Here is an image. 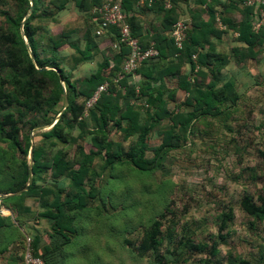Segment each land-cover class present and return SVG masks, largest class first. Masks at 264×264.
<instances>
[{
    "label": "trees",
    "instance_id": "obj_1",
    "mask_svg": "<svg viewBox=\"0 0 264 264\" xmlns=\"http://www.w3.org/2000/svg\"><path fill=\"white\" fill-rule=\"evenodd\" d=\"M21 1L26 3L28 8L30 1L32 2L30 15L22 22L24 15L8 14L6 15L8 29H0V70L8 71L9 76L8 81L4 79L0 81V138L10 140L14 146L21 147L18 139L21 129L19 120L10 111L1 113L14 100H17L28 111L46 114L52 112L53 116L46 118L44 123H51L60 113L50 129L43 133L44 137L50 139L53 144L76 142L78 137H83L91 131L92 146L89 151H86L81 144L77 145L78 155L74 157V163H77L78 167L75 168L72 164L70 165L68 154L63 148L57 149L51 157H48L44 154L43 146L36 145L32 150L33 181L28 190L19 195L2 198L0 201L4 203L12 201L13 210L17 212V218L20 219L22 216L32 214L24 198L27 195H38L40 209L37 215L45 218L49 230L45 232L46 234H42L34 228L32 232L33 252L36 256L42 257L46 264H65L64 247L71 242L78 231L75 222L76 214L85 210L100 194L99 188L94 185L97 173L93 169V162L96 155L104 152L103 169H111L115 164L125 162L140 170L151 171L158 166L163 153L178 147L180 138L184 140L188 138L190 127L195 119L202 116H230V109L239 102L241 94L238 89H235V84L231 79L224 81L222 86H217L220 67L228 62V57L215 53L217 61L214 64L211 53H209L215 49L211 34L220 33L213 27L216 23L215 6L221 4V0H201L207 3L210 18L204 22L200 15L191 13L192 27L185 32L181 49L174 45L168 35H162L161 40L148 37L144 41L139 38L145 47L151 40H154L159 49L158 56L142 61L137 68L136 73L141 72L143 76L141 82L137 84L139 89L131 82L132 74L126 75L118 84L113 82V78L122 69L129 48L122 43L117 45L118 36L115 27L103 25L104 21L97 8L106 0H74L78 10L87 16L81 41L72 39L71 32L66 31L61 35L48 36V38L45 37V33H40L38 37H35V26L31 22L35 19L40 0ZM70 1L53 0L52 3L55 9L61 10L66 8ZM155 3L165 5V0H157ZM170 3L168 12L173 13L174 5L172 1ZM234 3V6L242 13V19L233 22L227 17H221L222 22L229 29L239 32L237 39L244 43L242 47L234 48L232 53L237 55L239 60L256 58L259 50L261 51L264 47V19L259 30L253 29V25L260 22L262 18L260 16L261 4L255 0L252 5L240 8L237 7L238 1ZM135 4L136 0H122L126 19L131 24L133 34L138 37L140 35L139 24L132 14ZM176 20L170 19L167 24L165 23V28L169 30ZM99 28L105 29L103 35L97 34ZM164 37L168 41V50L161 47ZM65 44L74 49V54L71 65L61 66L60 60L63 59L64 62L66 59L64 56L60 57L57 50ZM103 48H108V51H103ZM203 48H205L204 51H202ZM48 52H50L49 56H42ZM195 53L197 54L196 61L193 59ZM168 57H170L169 61L166 62ZM92 62H95V67H91L88 71L89 75L82 78L72 77L73 69L83 63ZM185 63H189L190 69L182 74L180 87L187 92V97L178 104L177 110L172 111L170 117L172 125L163 133V142L154 149L156 155L149 160L145 157L148 148V132L167 113V103L169 99H175L177 90L169 89L163 79L168 74H180L181 67ZM197 64L200 68L196 72ZM202 66L209 68L208 70L215 76L206 85L204 84L206 75L201 69ZM143 67H147L148 71H140ZM192 78H195L194 82ZM106 80L111 81L108 91L103 92L95 104L86 109V100L94 93L98 85ZM6 82L12 84L13 88L8 90L4 86ZM46 84L51 87L48 96L45 95ZM65 93L68 95L67 105H64ZM60 100L63 101V107H65L63 112H61L62 109L57 108ZM184 106L188 109H184ZM87 110L88 114L84 115ZM111 124L121 125L125 138L136 137L130 142L126 151L120 143L109 137ZM75 127L80 129L77 136L71 134ZM27 142L25 153L30 149L29 137H27ZM49 170L52 172V182L37 185L39 180H47ZM29 171V162L23 159L21 169L13 177V183L4 192H16L24 188L29 181ZM63 176L69 179V185L63 186L57 183ZM86 182L89 183V189L82 192ZM260 201L258 204L250 196L244 195L240 206L255 219L264 220V196L260 197ZM165 216L166 213L162 212L144 230L139 245L136 247L137 254L144 256L150 250H157L162 220ZM10 218L9 215L6 216L0 211V230L6 229L9 236H14L13 241L23 239L24 233L12 225ZM229 218L230 213L224 212L220 224L221 230L226 228ZM18 232L20 234L16 236ZM187 242L196 248L203 247L202 244L194 245L190 238ZM7 247L8 244L3 245L1 251H5ZM261 247L264 249V244ZM216 251V244H213L210 252ZM263 258L264 251L261 250L260 259ZM240 262L249 264L245 260ZM207 263L208 261L203 264ZM158 264L162 263L159 261Z\"/></svg>",
    "mask_w": 264,
    "mask_h": 264
},
{
    "label": "rangeland",
    "instance_id": "obj_2",
    "mask_svg": "<svg viewBox=\"0 0 264 264\" xmlns=\"http://www.w3.org/2000/svg\"><path fill=\"white\" fill-rule=\"evenodd\" d=\"M52 1L40 0L38 3L35 19L31 22L35 26V37L45 33L48 38L66 31L71 32L72 39L81 41L87 16L78 10L74 0L61 10L55 9ZM30 6L28 8L21 0H0V29H8V14L24 15L23 22L31 13ZM57 53L66 59L64 62L60 60L61 66L72 64L74 49L68 44L60 47ZM46 55L49 56L50 52L42 56ZM91 65L95 67V62L79 65L72 70V77L89 75ZM244 65L239 81L245 87L238 89L241 98L230 109V116H202L195 119L188 138H180L178 147L163 153L158 166L151 171L140 170L125 162L117 163L111 169H103L104 152L95 156L93 169L97 176L94 185L99 188L100 194L85 210L76 214L78 231L64 247L65 264H158L159 261L162 264H203L207 261V264H242L241 260L249 264H264V258L260 259V251H264L261 247L264 244V220L255 219L240 206L244 195L250 196L258 204L260 197L264 196V50H261L258 59H249ZM8 78V71L0 70V81H8ZM168 84L175 86L173 80H169ZM4 86L8 90L13 88L9 82ZM50 89V85L46 84V96L50 95ZM186 97L185 90L177 89L175 100L169 99L167 103V113L149 130L145 153L147 159L152 160L156 155L154 149L163 142V133L172 125V111L177 110L178 104ZM57 108L62 109L61 112L65 109L62 100ZM8 111L19 120L21 129L18 139L21 147L0 138V194L6 193L4 191L13 183L22 160L30 163L31 147L42 145L48 157L63 148L70 165L76 168L78 164L74 163V157L78 155L77 145L81 144L86 151L92 146L91 131L73 143L53 144L44 137L43 133L50 129L60 113L51 123H44L46 118L53 116L52 112L28 111L17 100L1 113ZM87 114L88 110L84 115ZM109 131V137L120 143L125 151L136 138H125L119 124H111ZM79 132L80 129L75 127L71 134L77 136ZM27 137L30 149L25 153ZM52 177L49 170L47 180H39L37 185L51 183ZM57 183L67 186L69 179L63 176ZM83 188L82 192H86L89 183L86 182ZM38 199V195L24 198L32 214L20 219L13 210L12 201H0V211L8 213L12 225L24 233V238L14 240L11 246L18 264H26V236H32L34 228L42 234L49 230L45 218L37 215L40 209ZM162 212L166 216L162 220L157 250L140 256L136 247L144 230ZM224 212H229L230 218L226 228L221 230ZM5 230H0V243L7 245L14 236H9ZM188 238L194 245L202 244L203 247H194L187 242ZM213 244H216L217 251L211 253ZM2 247L0 244V252ZM0 264H5L1 255Z\"/></svg>",
    "mask_w": 264,
    "mask_h": 264
},
{
    "label": "crops",
    "instance_id": "obj_3",
    "mask_svg": "<svg viewBox=\"0 0 264 264\" xmlns=\"http://www.w3.org/2000/svg\"><path fill=\"white\" fill-rule=\"evenodd\" d=\"M170 1H172L174 5L175 11L173 13L168 12V9L170 8L167 7L166 5V3H169ZM221 1H222L221 4L215 6L216 23L213 27V29L219 30L220 33L218 35L214 33L211 34V41L214 42L215 49L213 51H209V50L207 51L211 53V56H212L211 58L214 61L213 62L214 64L217 61L216 57L214 56L215 53L223 54L224 56L228 57L227 58L228 62H226L225 64H223V66L220 67V72L218 74L219 81H218L217 86L220 87L223 85L224 81L231 79L235 84V89H242L245 87V85H242L239 79H242L241 77L245 69V65H244L245 61L247 60L249 61V59H254V60L258 59L260 57L261 51L259 50L256 58H248L247 60H239L237 55L232 53L234 48L242 47L244 43L237 39L239 32L237 30L229 29L227 25L222 22L221 17L222 16L227 17L231 19L233 22L240 21L242 19V13L239 11L238 8L234 6L235 4L234 1H238L237 7H240V8L245 6V4L243 3V0H221ZM193 12L200 15L201 19L204 22L208 21L210 18L208 5L207 3H203L201 0H165V5L162 3L160 4L153 3L149 5L147 3H143L140 0H136L135 10L132 11V14L134 15V17L137 20V23L139 24L138 28L140 29V35L138 36V38H142L145 41V39L148 37H152V39L156 37V38H160L161 40L162 35L166 36L168 32L167 28H165V23L167 24V22L172 18L179 19V18H185L186 16H187L186 18H189L190 20H192L190 15ZM262 23H263L262 21L255 23L253 25V29L256 31L259 30ZM191 27H192V24H191ZM97 39L100 40L101 38H97ZM161 47L164 50H168V41L166 40V37H164V40L161 41ZM204 49L205 48H203L202 51H204ZM263 50H264V47L262 51ZM169 58L170 57H168L165 61L168 62ZM193 59L196 61L197 59L196 53L193 55ZM199 68L200 66L197 64L195 71L197 72ZM189 69H190L189 63H185L181 67L180 74L174 73V74L165 75L163 80L166 86L169 89H183L184 90V88L180 87V80H181V77L183 76L182 74L187 73ZM201 69H203L206 75V77L204 78V84L206 85L210 83L213 77L215 76L208 70L209 68H207L206 66H202ZM246 69L248 73L247 66H246ZM253 69H254V66H253ZM249 70L253 73L252 69L249 68ZM140 71L142 72L148 71V68L143 67ZM229 76L231 77L229 78ZM142 77L143 76L141 72L135 73L133 75L131 82L134 85H136V88L138 87L137 84L141 82ZM198 78H199V75H198ZM193 79L195 80V78H192V80ZM169 80L170 81L173 80L175 83V86H170L168 84ZM194 80L192 82H194ZM158 83L159 82H157V84ZM254 87L255 86H253L252 88ZM5 209L9 210L8 208H5ZM2 213L8 216L7 215L8 213H4L3 211ZM0 244L5 245L2 243ZM7 244H8V247L6 248V250L0 252L1 259L3 258L5 260V264H18V260H17L18 258L15 257V253L11 250V246L14 244V241L9 242Z\"/></svg>",
    "mask_w": 264,
    "mask_h": 264
},
{
    "label": "built area",
    "instance_id": "obj_4",
    "mask_svg": "<svg viewBox=\"0 0 264 264\" xmlns=\"http://www.w3.org/2000/svg\"><path fill=\"white\" fill-rule=\"evenodd\" d=\"M143 3L153 4L157 0H140ZM261 4L260 15L264 17V0H257ZM255 0H243L245 5H252ZM167 7L171 3H166ZM100 16L102 17L103 25L113 26L117 29V45L122 43L127 45L129 52L124 60L122 69L113 78V82L118 84L126 75L135 74L137 68L141 65L142 61L154 58L159 55V49L156 47L155 41L151 40L148 46H143L140 39L132 32L131 24L127 21L126 15L122 6V0H106L102 5L97 8ZM263 22V21H262ZM191 27V20L189 18L177 19L171 28L168 30L167 35L173 40L174 45L181 49L183 47V40L185 32ZM104 28L97 30L98 35H103ZM111 86V81L106 80L98 85L94 93L86 100V109L92 107L97 99L103 92H107ZM137 89H139L137 87ZM32 236L27 235L25 239L24 259L26 264H46L44 259L36 256L33 252Z\"/></svg>",
    "mask_w": 264,
    "mask_h": 264
},
{
    "label": "water",
    "instance_id": "obj_5",
    "mask_svg": "<svg viewBox=\"0 0 264 264\" xmlns=\"http://www.w3.org/2000/svg\"><path fill=\"white\" fill-rule=\"evenodd\" d=\"M64 97H65V105H67L68 104V95L65 93ZM53 123L54 122H52V124ZM32 150H33V147H31V150H30V159H31V161L29 163V166H30L29 182L27 183V185L24 188H22V189H20V190H18L16 192L0 194V198H4V197H7V196H12V195H19V194H22L23 192H25L26 190H28V188H29V186H30V184H31V182L33 180L32 166H33V161L34 160H33V152H32Z\"/></svg>",
    "mask_w": 264,
    "mask_h": 264
}]
</instances>
